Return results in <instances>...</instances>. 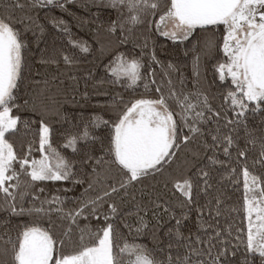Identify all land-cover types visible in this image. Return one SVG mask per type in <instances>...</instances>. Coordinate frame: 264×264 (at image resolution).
Returning <instances> with one entry per match:
<instances>
[{"label":"snow or ice","instance_id":"snow-or-ice-1","mask_svg":"<svg viewBox=\"0 0 264 264\" xmlns=\"http://www.w3.org/2000/svg\"><path fill=\"white\" fill-rule=\"evenodd\" d=\"M0 264H264V0H0Z\"/></svg>","mask_w":264,"mask_h":264},{"label":"trees","instance_id":"trees-1","mask_svg":"<svg viewBox=\"0 0 264 264\" xmlns=\"http://www.w3.org/2000/svg\"><path fill=\"white\" fill-rule=\"evenodd\" d=\"M73 11H78L79 14H83L82 10H78L77 8H73ZM57 15H59V11H57L56 13ZM67 18V17H66ZM145 31V29L143 27H139L134 31V36H139L141 33H143ZM73 33L79 37H81L82 39L88 40L89 43H91L93 45V51L92 54L87 57L86 60H81V63L79 65V68L81 69L80 72H77L78 75H82L83 71H87L89 68H98L102 71V64L106 63V59L104 58V55L101 54V52L99 51L100 45L96 44L93 42L92 40V34L89 31L88 26L83 27L82 29H77L75 27H73ZM49 39H51V37H49ZM101 42H105L103 34H101ZM163 43V42H162ZM60 45H62L63 47H65L68 51H73L64 41H60L59 42ZM35 46H33L34 49ZM41 47H43V45H41ZM127 47L131 50L132 48V43L131 41L129 42V44L127 45ZM170 49V45L168 46ZM183 46H181L179 49H177V51L179 52L180 56H183ZM157 53L160 56V58L162 60H168L170 58H173L172 56H168V55H162L161 54V49L158 46L157 48ZM38 55V53H37ZM175 54L173 53V56ZM29 62L31 63V59L29 60ZM181 63L185 65L184 71L186 72V74L190 75L191 72V54H189V57L187 59V61L181 60ZM36 67L37 65L32 64V73H34L36 71ZM63 64L61 63V68H63ZM44 71L47 72H55L56 69L49 67L47 69H45ZM32 73H30L28 71V69H25L24 72V78L21 81V85H20V90L18 92V95H20L21 97H23L25 95L26 92H31L34 90V85L32 83V81L34 79H40V77H35ZM89 84H91V81H89ZM81 90H83V82L81 83ZM214 92H217V90H213ZM93 100L88 101L86 104L83 100H81L79 103L81 104H85V109H88L90 107V105L94 102ZM100 99L102 100L103 97H100ZM18 102H22V101H18ZM220 98L217 95L216 98L213 100V103L215 104H219ZM62 113H67L69 118L72 120H78L79 119V113L82 111V109L80 107L75 106V104H69V103H65L63 101H61L60 104ZM86 114V112H85ZM49 119L52 121L54 128L56 130V134L53 135L52 139H53V144L54 145H60L63 143V140L60 137V133L62 132H66V131H71L73 130L68 124L61 122H57V120L54 117H49ZM242 135V134H241ZM243 143V141H241ZM66 155H70L71 154V150L69 149L66 153ZM215 176V180L213 181L216 186L221 190L222 196L226 201V206L228 208H231L233 205L239 207V203L238 201H240L242 199V194H243V190H242V184H243V176H242V171L237 168V177H234V179H238L239 180V190H237L234 186L228 184V183H216L219 180V174L214 173ZM42 187H45L46 190H54L55 188H61V187H66V184H60V183H47L45 185H41ZM213 195H215V192L213 193ZM228 197H231V199H228ZM225 215H227V212L225 213ZM230 220H235L237 222H239V216H229L228 217ZM194 219V217H193ZM223 219L221 220V223H223ZM13 223H15V221H13ZM245 228H246V221H245ZM129 239H131V237H129ZM150 240V237H149ZM144 243H148V240H144Z\"/></svg>","mask_w":264,"mask_h":264},{"label":"rangeland","instance_id":"rangeland-1","mask_svg":"<svg viewBox=\"0 0 264 264\" xmlns=\"http://www.w3.org/2000/svg\"><path fill=\"white\" fill-rule=\"evenodd\" d=\"M253 219H255V215L253 216Z\"/></svg>","mask_w":264,"mask_h":264}]
</instances>
